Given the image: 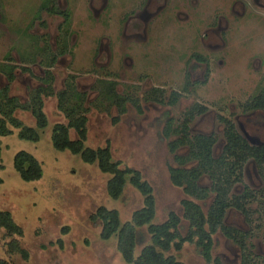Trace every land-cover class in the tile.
<instances>
[{
    "label": "rangeland",
    "instance_id": "374dc122",
    "mask_svg": "<svg viewBox=\"0 0 264 264\" xmlns=\"http://www.w3.org/2000/svg\"><path fill=\"white\" fill-rule=\"evenodd\" d=\"M52 1L0 0V64L17 67L16 78L11 83L0 73V89L9 87L10 96L25 104L30 101L32 90L51 88L50 96L41 97L48 122L46 129L40 131L41 140L37 143L21 140L20 129L12 127L13 134L1 138L0 210L12 214L24 235L9 237L5 230H0V258L11 264H126L117 249V240H103L101 225L93 224L90 216L105 206L118 209L123 221L130 220L133 212L143 205L142 196L129 186L120 200L111 199L107 190L109 174L103 173L97 164H86L80 156L54 148L55 126L69 125L80 115L86 116V147H108L121 169L142 172L155 189L157 220L165 222L170 211L181 212V202L186 199L183 190L171 183L168 169L180 167L174 156L189 155L188 147L179 148L176 153L171 151L170 142L179 136L176 129L181 128L185 114L195 105L206 109L190 123V132L193 136L215 134L219 140L216 155L225 144V124L220 117L238 123L242 130L239 123H244L245 117L241 116L240 103L255 96L263 85L257 78L264 76V68L257 74L247 67L259 60L264 64V19L259 18L262 25H256L252 20L247 23L244 18L230 16L227 11L231 0H204L202 8L189 20L184 15L176 19L181 10L180 0H169L168 11L162 19L153 16L148 20L149 30L160 22L162 29L149 31L147 38L144 37L146 40L124 42L120 37L128 25L124 16L136 0H111L106 11L101 9L103 0H93L94 7L100 10L96 15L88 0H58L60 10L69 11V20L41 13L55 7ZM213 10L229 14L230 24L226 22V26L223 22L227 32L239 30L229 35L231 40L224 50L225 56L221 47L214 50L210 42L199 45L203 30L213 20ZM38 14L40 18H34ZM240 27L246 31L242 33ZM63 29L73 30L72 55L58 60H39L40 52L34 46H42L44 40H41L50 41L51 37L55 48V37ZM151 33L158 34V38ZM223 36L211 34L216 41ZM67 42L71 46V41ZM101 46L102 55L95 63ZM194 54L209 60L208 65L204 63L192 76L189 68L194 65ZM125 55L130 61H123ZM214 55L220 57L226 69L219 66ZM21 57L30 60L35 57L37 62L31 64L25 60V63ZM131 60L133 66H130ZM106 77L115 82L113 96L107 93ZM64 92L68 93L66 98L61 97ZM173 93L181 94L175 105L170 103ZM168 113L172 120L171 135L166 140L162 128ZM16 117L26 127H37L32 108L18 110ZM157 120L163 121L162 125H157ZM70 135L78 139L74 129ZM21 151L32 154L43 164L41 180L26 182L19 177L14 158ZM201 184L212 185L207 175ZM242 191L239 185L233 194ZM259 197L248 206L254 213L251 224L245 223L243 214L235 210L228 212L225 223L252 230L248 245L260 257L259 264H264V193ZM213 198L209 200L210 205ZM213 238L214 258H219L222 264L241 263V250L236 244L222 232ZM13 239L28 251L27 259L9 253L8 244ZM172 254L184 264H215L199 255L194 244L186 243L182 251H172Z\"/></svg>",
    "mask_w": 264,
    "mask_h": 264
},
{
    "label": "trees",
    "instance_id": "16d2710c",
    "mask_svg": "<svg viewBox=\"0 0 264 264\" xmlns=\"http://www.w3.org/2000/svg\"><path fill=\"white\" fill-rule=\"evenodd\" d=\"M16 66L0 64V73L11 83L16 78ZM47 82V80H42ZM51 91L49 87H40L31 91L28 103H21L9 94V87L0 89V155L1 138L13 134V129H20V139L37 143L41 139V130H45L48 122L43 112L41 97ZM64 92L61 97L66 98ZM80 96V94H78ZM77 97L79 98V96ZM177 102L175 94L171 104ZM33 109L37 119V127H26L17 117L18 110ZM206 109L193 108L185 114L181 124L178 139L170 143L171 151L176 152L182 147L189 148L188 156H175L180 164L179 168L169 166L170 181L174 187L182 189L186 199L181 202V212H169L165 222H159L158 201L155 189L146 180L142 172L134 169H121L120 163L114 159L108 147H86L88 140L87 118L80 115L69 125L58 124L52 135V144L57 151H69L80 156L89 165L97 164L100 170L109 174L107 190L111 199L120 200L130 186L137 190L143 198V205L136 209L130 220L123 221L118 209L100 207L90 216L93 224L101 225V238L105 241L115 238L117 249L126 264H184L172 251L180 252L186 243L194 244L197 252L208 263L222 264L219 258L213 257V236L221 231L241 249L240 264H259L260 257L255 255L248 245L250 232H242L225 225L224 218L228 209L235 208L243 213L249 221L252 212L247 208L253 195L248 189L240 196L232 195L233 187L242 183V167L250 158L264 159V148L258 149L247 143L232 121L220 117L225 124L224 136L226 145L219 158L213 157V147L217 136L191 135L190 123L197 113H204ZM12 127V128H11ZM71 129L78 134V139H72ZM171 135L170 127L166 136ZM192 164V165H191ZM190 167H187L189 166ZM14 169L19 177L26 182L42 179L43 164L32 154L21 151L14 158ZM207 175L212 185L205 187L202 178ZM214 195L210 205V198ZM182 215V216H181ZM0 230H5L9 237L24 235L23 229L15 222L9 211L0 210ZM9 253L28 258V251L21 247L17 239L9 244ZM139 251V255L136 253ZM0 264H11L1 259Z\"/></svg>",
    "mask_w": 264,
    "mask_h": 264
},
{
    "label": "flooded vegetation",
    "instance_id": "af4514ba",
    "mask_svg": "<svg viewBox=\"0 0 264 264\" xmlns=\"http://www.w3.org/2000/svg\"><path fill=\"white\" fill-rule=\"evenodd\" d=\"M203 1L204 0H186V1L180 0V9L181 10H180V12L177 13L176 19H180V16L184 15L186 20H189L192 17V15L198 13V10H200L202 8V3H204ZM88 2H91L90 7L94 11V13H95L94 15H96L98 13V11H100V10H98L97 8L94 7V1L93 0L92 1L88 0ZM111 2H112L111 0H103V4H101V9H103V11H106L107 9H109V5ZM52 3H54L55 7L51 8V9H47V10H42L41 13L47 12L51 16L63 17L64 19L69 20V15H70V13H68L69 11L68 10H60V8L57 5L58 0H53ZM168 4H169V0H142L140 2L136 0V3L133 4L132 10L125 13L124 18L127 20L126 22L128 25L126 24L127 26L125 27V29L121 33V35H120L121 39L124 42L146 40L144 37L147 38L146 35H148L149 31L152 30V29L149 30V26L151 23H149L148 20L153 16H154V18L157 17L156 19H162L163 15H165V13L168 11V9H167ZM192 4H193V6H192ZM185 6H187V8H185ZM204 6L206 7V5H204ZM229 7H230V9L227 12L230 14V16L232 15V16L244 18V20H246L247 23L250 20H252V22L255 23L256 25H262V22L259 18L264 19V0H231ZM215 10H217V9H215ZM215 10H213V16H212L213 20L207 26L205 24L206 27L202 32V36L200 38V44L199 45L204 46L206 44V42H210L209 46L214 48V50H218V48L220 49V47H221V51H224L225 49L227 50L228 42H230V40H231V37L229 38V35L232 36V33L237 31L238 29L236 28L232 32H229V31L227 32L228 29L223 26V22L225 21V25L227 23L230 24L229 17L227 16L229 14H227V12L216 13L217 11H215ZM39 16H40V14L34 16V18H37V17L40 18ZM249 16H252L253 19H250ZM161 24H162V22H160L159 26H157L155 29H157V28L162 29L163 24H162V26H161ZM155 29H153L152 32H156ZM239 29L243 31L242 33H244L246 31V29L244 30L241 27ZM23 33H24V31H23ZM213 33L214 34L219 33V34L224 35L223 39H220L221 44H220V41H216L213 37H211V34H213ZM73 34H74L73 30H70V29H67L66 31L64 29L59 30L57 36L55 37V43H56L55 48L52 46V42H51L52 38L51 37H50V41H48L46 39H42L41 41L44 40L42 43V46H39V47L34 46V48L39 50V52H40L39 60L41 59L43 61L44 59L49 60L51 58L58 60V59H60V57L66 56L67 54L72 55V53H73V51H72ZM151 34H156V33H151ZM156 35L158 38V34H156ZM156 35H154V36H156ZM68 40L71 41V46H70V43L68 44V42H67ZM102 43H103V40H102ZM40 45H41V43H40ZM222 46H224V47L222 48ZM46 50H47V52H45ZM41 51L43 52L42 54H41ZM101 52H102V46L100 48H98V53H97V57L95 58V63H98L97 62L98 58H100L102 55ZM225 55H226V51H224L223 56H225ZM263 55H264V53H263ZM214 57L216 58L217 55L216 56L214 55ZM219 58L217 60V63L219 64L220 67H222L223 69H226L225 65L222 63L221 60H219ZM7 59H9V58H7ZM21 59H22L21 61H23L25 63H27L26 61L31 62V64L32 63L35 64L37 62L35 57L32 58L31 60H30V58H23V57H21ZM127 59H129V58H127L125 55L123 61L126 62ZM192 60H193L194 65L190 66L189 70H190V73L192 74V76H194V74L196 73L197 69L200 68V66H202L204 63L206 65H208L209 59L204 58L201 54H194ZM129 61H130V59H129ZM133 65H134V63L131 60L130 66H133ZM13 66H15V65H13ZM247 68H252V69H254V71L257 74H259V73L263 72L262 68H264V64L260 63V60H259V61H255L254 64L249 63ZM25 70H27V69H25ZM109 79L110 78H107V80L105 79L104 82H107V84H109V86L106 87L107 93L109 94V96L110 95L113 96V93L115 92L113 90L115 82H114L113 78L110 80ZM111 80H113V82ZM249 81L251 82V79ZM100 82H102V81H100ZM257 82L259 84H263L261 86V88H259V91L257 92V94L255 96L251 95L248 99H246L245 101L240 103V105L242 106L241 107L242 108L241 116L245 117L244 118L245 122L239 123L242 127V130L239 129L238 123H236L232 120H229V119L228 120L232 121L235 124L236 129L242 135V137L247 141V143L249 145L256 147L258 149H262V148H264V76L259 75L257 78ZM244 83H246V85L248 83V79L246 77H245ZM249 89H250V87L247 86V91H249ZM155 91H157V90H155ZM230 91L232 92V90H230ZM175 94L177 95V102H178L181 94L173 93L172 94L173 98H174ZM117 97H118V99H121L120 96H117ZM155 100L158 101L159 99L156 98ZM120 102L122 103L123 100H120ZM175 104H172V105H175ZM195 107L198 108L199 106L195 105L193 108H195ZM199 108H201V107H199ZM204 113H202V114L197 113L195 118L198 115H203ZM253 114H256V116H253ZM170 119H171V115H169V113H168V114H166V116L164 118V122L162 121L163 122V128H162L163 133L162 134H163V138L166 140L169 139V137H167L166 134H167V130L169 128L170 122L172 121V120L170 121ZM162 122H161V120H157L156 123H157V125H160V124L162 125ZM252 129H254V130H252ZM179 130H180V126L176 129V131H179ZM201 134L212 135V134H205V133H201ZM197 135H199V134H197ZM224 138H225V136H224ZM224 140H225V144H224V146H225L226 145V139H224ZM218 142H219V140L217 137V142L213 147V157L214 158H219L223 154L224 146H223L222 151L219 155H216V153H215ZM177 150H179V149H177ZM177 156H180V155H177ZM174 158H175V156H174ZM242 169H243L242 170V172H243L242 183L241 182L237 183L233 187V191L239 185L243 187V191L241 194H236V195L233 194V191H232V195L240 196L243 193H245L246 190L248 189L249 191H251V194L253 195L252 201H255L257 199V197H259V195L261 196V194L264 193V159L255 160L254 158H250L243 164ZM247 181H249V182L247 183ZM256 181H258L260 183L257 185ZM249 204H248V206H249ZM248 206H247V208L249 209ZM230 210H235L236 212L241 213L240 211L236 210L235 208L228 209L226 216L224 218V223L226 221L227 214ZM241 214H243V213H241ZM243 216L245 217L244 214H243ZM253 216H254V213L252 212V216H251L250 221L248 219H246V217H245V220H244L245 223L251 224L252 220H253L252 219ZM225 225L228 227H231V228H235V229L242 231V232H250L251 235L249 236V238L253 235L252 230H242V229H239L237 227L227 225L226 223H225ZM218 232H221V231H218ZM226 238L229 239L228 237H226ZM229 240L232 241L231 239H229ZM214 247L215 246H213V251H214Z\"/></svg>",
    "mask_w": 264,
    "mask_h": 264
}]
</instances>
